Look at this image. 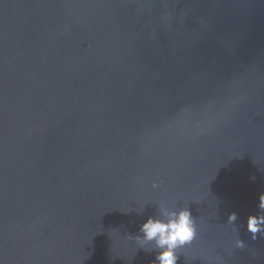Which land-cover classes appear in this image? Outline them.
<instances>
[{"label":"water","instance_id":"obj_1","mask_svg":"<svg viewBox=\"0 0 264 264\" xmlns=\"http://www.w3.org/2000/svg\"><path fill=\"white\" fill-rule=\"evenodd\" d=\"M261 194L264 0H0V264H264Z\"/></svg>","mask_w":264,"mask_h":264},{"label":"clouds","instance_id":"obj_2","mask_svg":"<svg viewBox=\"0 0 264 264\" xmlns=\"http://www.w3.org/2000/svg\"><path fill=\"white\" fill-rule=\"evenodd\" d=\"M152 187L158 188L154 183ZM157 215L150 216L144 222L135 239L142 247L151 245L147 251H155L156 255L151 264H177L180 258V249L190 246L198 236L195 218L189 208L168 207L161 203L157 205ZM259 208L264 210V194L259 197ZM143 210V209H142ZM237 216L232 213L228 216V223L235 224ZM247 231L253 240L257 234L264 235V215H250L247 219ZM245 243L236 239L235 248L243 249ZM215 264H224L222 258H216Z\"/></svg>","mask_w":264,"mask_h":264}]
</instances>
